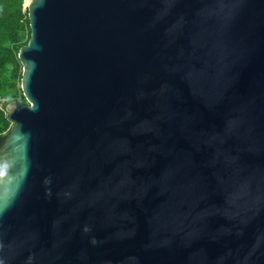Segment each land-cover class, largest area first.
I'll return each mask as SVG.
<instances>
[{
    "label": "water",
    "instance_id": "water-1",
    "mask_svg": "<svg viewBox=\"0 0 264 264\" xmlns=\"http://www.w3.org/2000/svg\"><path fill=\"white\" fill-rule=\"evenodd\" d=\"M27 18L0 264H264V0H28Z\"/></svg>",
    "mask_w": 264,
    "mask_h": 264
},
{
    "label": "trees",
    "instance_id": "trees-1",
    "mask_svg": "<svg viewBox=\"0 0 264 264\" xmlns=\"http://www.w3.org/2000/svg\"><path fill=\"white\" fill-rule=\"evenodd\" d=\"M28 0H0V144L11 123L5 107L12 103L25 104L20 90L22 68L17 59L19 49L29 40Z\"/></svg>",
    "mask_w": 264,
    "mask_h": 264
},
{
    "label": "built area",
    "instance_id": "built-area-1",
    "mask_svg": "<svg viewBox=\"0 0 264 264\" xmlns=\"http://www.w3.org/2000/svg\"><path fill=\"white\" fill-rule=\"evenodd\" d=\"M2 103H3V99H2V98H0V105H2Z\"/></svg>",
    "mask_w": 264,
    "mask_h": 264
}]
</instances>
